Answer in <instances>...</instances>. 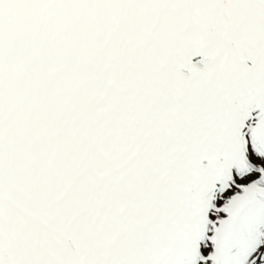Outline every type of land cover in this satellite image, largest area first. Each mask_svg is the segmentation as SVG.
Listing matches in <instances>:
<instances>
[{
	"label": "snow or ice",
	"instance_id": "obj_1",
	"mask_svg": "<svg viewBox=\"0 0 264 264\" xmlns=\"http://www.w3.org/2000/svg\"><path fill=\"white\" fill-rule=\"evenodd\" d=\"M0 264H264V0H0Z\"/></svg>",
	"mask_w": 264,
	"mask_h": 264
}]
</instances>
